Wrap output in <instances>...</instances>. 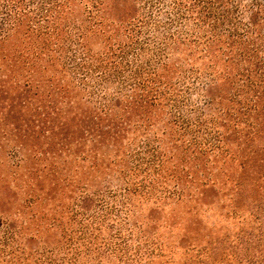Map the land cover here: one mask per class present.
Wrapping results in <instances>:
<instances>
[{"label":"trees","instance_id":"trees-1","mask_svg":"<svg viewBox=\"0 0 264 264\" xmlns=\"http://www.w3.org/2000/svg\"><path fill=\"white\" fill-rule=\"evenodd\" d=\"M11 135L25 202L73 203L0 219V264H264V0H0Z\"/></svg>","mask_w":264,"mask_h":264},{"label":"rangeland","instance_id":"rangeland-1","mask_svg":"<svg viewBox=\"0 0 264 264\" xmlns=\"http://www.w3.org/2000/svg\"><path fill=\"white\" fill-rule=\"evenodd\" d=\"M9 138L10 140H8L7 144L5 143V141H0V144L2 145L0 147V184L6 183L4 182V180H7V183H9L11 186L13 185V187L16 188L15 190L16 192L19 191L18 192L19 194H16L15 192L16 195H14V190H13V192L10 191L11 194L7 195V197L5 198L7 199V201H9V203L0 200V216H1L0 219L4 221V219L7 218V220L11 222V220L14 221L16 215H20L22 218L25 219L29 218L32 214H34V217L40 216L42 215L43 211L47 210L48 206L59 204V201L56 199H62V202H64L66 206L67 205L70 206V204L73 202H71L69 198L66 197L61 198L62 195L57 196L56 194H54L53 191H51V187L54 186L49 187L46 183H44V182H52L53 176H48L44 180H40L39 178L34 177L38 168L43 169L44 164H48V162L44 163V161H40L39 164H37L35 160L38 157L41 158L44 157L43 155H40L41 154L40 151L43 148H45V145L41 144L40 142L41 147L40 145H36L33 147L31 143L37 144V140H34L33 138H30L29 140H25L24 145L19 144L18 143L19 141H17L15 136L11 135ZM39 141H42V139H39ZM14 144H18V145H15L14 147ZM17 146L20 147V149H18ZM21 146H23V149L21 148ZM29 148H31L32 151ZM20 150L22 152L19 154ZM57 154L52 159L56 161V163L58 164H62L64 162L66 163L72 162L70 159L74 157V155L68 156L67 152L58 151ZM22 155L26 159V164H27L26 167L23 164V162H22V166L21 164L18 163V156L19 158H21L20 156ZM46 156H48V153H46ZM46 156L44 157L45 159H47ZM30 170L35 173L33 174V176H30L28 179H30L31 182L32 181L37 182L38 186H40L41 191H43V192L38 191L40 196H37L36 199H32L33 201L32 204L28 201L25 202V185L22 184L23 180L26 179V174L30 173ZM74 172L78 174L81 173V169L80 167H78V164L75 165ZM20 190H24V191L21 192ZM48 192H50V195H47ZM67 195L72 196L68 192L66 196ZM39 197H41V199H39ZM51 197H55V198L52 199ZM26 204H31V205H26ZM143 210H145V212L147 213L148 211L147 206H145ZM23 225L25 226V224ZM51 234L52 232H48V235ZM31 246L32 247L37 246V243L32 242Z\"/></svg>","mask_w":264,"mask_h":264}]
</instances>
